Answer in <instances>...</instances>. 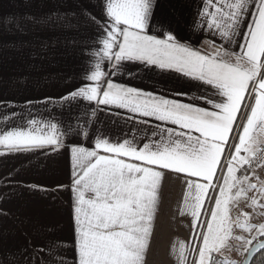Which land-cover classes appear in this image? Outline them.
Segmentation results:
<instances>
[{
  "label": "snow or ice",
  "instance_id": "6c2138e0",
  "mask_svg": "<svg viewBox=\"0 0 264 264\" xmlns=\"http://www.w3.org/2000/svg\"><path fill=\"white\" fill-rule=\"evenodd\" d=\"M154 6L155 0H96L44 18L94 29L93 43L84 45L89 56L81 82L60 97L62 109L76 112L67 120L52 113L37 119L29 110L17 123L11 109L0 130V156L66 148L71 183L58 187L72 194L74 264H149L167 173L183 175L180 214L191 218L179 264H253L254 258L264 264V222H252L264 221V0H201L194 24L211 52L180 38L171 25L153 24ZM128 63L198 82L204 94L197 99L210 107L116 82ZM111 108L160 122L153 138L113 139L98 128V113ZM70 136L93 144H69ZM17 174L0 176V201L20 186L45 191ZM9 215L0 207V216ZM0 264L67 261L62 242L35 244L29 237Z\"/></svg>",
  "mask_w": 264,
  "mask_h": 264
},
{
  "label": "crops",
  "instance_id": "0c3cea01",
  "mask_svg": "<svg viewBox=\"0 0 264 264\" xmlns=\"http://www.w3.org/2000/svg\"><path fill=\"white\" fill-rule=\"evenodd\" d=\"M86 3L95 4L96 0H0V101L7 102V107L0 103V130L7 123L5 113L13 108L17 113V123H21V112L26 121L29 110L37 119L52 113L67 120L76 112L73 108L69 113L66 106L62 109L61 104L66 105V102L60 97L81 82L80 76L89 56L84 45L93 43L94 29L89 26L69 29L44 18L56 11L63 13ZM200 6L201 0H155L153 24L163 22L171 25L180 38L211 52L212 48L204 44L207 37L202 36L194 24ZM94 11L98 14L99 8ZM33 17L40 22H33ZM52 20L55 21L54 15ZM113 79L182 102L195 101L210 107L197 99L204 94L198 82L185 80L175 73L148 71L142 65L128 63L127 70ZM177 91L187 92V96H175ZM27 100H32L34 107L27 105ZM132 115L124 109L101 111L98 113V128L113 139L122 138L125 134L129 139L135 137L136 143L147 142L145 137L153 138V131L160 122L138 116L130 119ZM141 120L148 122L141 123ZM77 140L88 147L93 144L91 140L85 142L71 136L67 143ZM13 170L23 184L42 185L45 191L20 186L10 199L0 201V207L10 213L9 216H0V259L23 247L31 237L35 244L53 239L62 242L67 264H74L72 194L67 187H58L71 183L68 151L66 148L57 151L45 149L20 156H0V176ZM184 184L182 174L167 173L164 177L149 264H179L180 244L190 242L191 218L180 214ZM188 259L190 262L192 257Z\"/></svg>",
  "mask_w": 264,
  "mask_h": 264
},
{
  "label": "rangeland",
  "instance_id": "374dc122",
  "mask_svg": "<svg viewBox=\"0 0 264 264\" xmlns=\"http://www.w3.org/2000/svg\"><path fill=\"white\" fill-rule=\"evenodd\" d=\"M262 175H264V173H262ZM239 208H242V209H244L245 211H247V208L245 207V205H244L243 203H241V204L239 205ZM238 210H239V209H238L236 206H233V207H232V215H233V217H235V216L238 214ZM252 222H253V223H260V222H264V221H262L261 219H254ZM214 255H218V254H214ZM230 258L233 259V260L241 259V257L236 256L235 254H231V255H230ZM190 262H191V260H190Z\"/></svg>",
  "mask_w": 264,
  "mask_h": 264
},
{
  "label": "trees",
  "instance_id": "16d2710c",
  "mask_svg": "<svg viewBox=\"0 0 264 264\" xmlns=\"http://www.w3.org/2000/svg\"><path fill=\"white\" fill-rule=\"evenodd\" d=\"M253 264H261V261L259 259L254 258Z\"/></svg>",
  "mask_w": 264,
  "mask_h": 264
}]
</instances>
